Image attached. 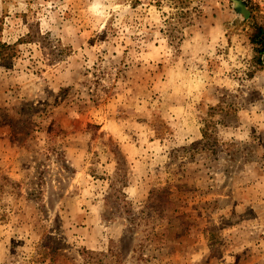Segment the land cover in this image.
<instances>
[{"label": "rangeland", "instance_id": "1", "mask_svg": "<svg viewBox=\"0 0 264 264\" xmlns=\"http://www.w3.org/2000/svg\"><path fill=\"white\" fill-rule=\"evenodd\" d=\"M240 1L247 17L232 0H0L17 44L0 264H264V0Z\"/></svg>", "mask_w": 264, "mask_h": 264}, {"label": "trees", "instance_id": "2", "mask_svg": "<svg viewBox=\"0 0 264 264\" xmlns=\"http://www.w3.org/2000/svg\"><path fill=\"white\" fill-rule=\"evenodd\" d=\"M182 2L184 0H181ZM1 37V28H0ZM251 43L256 46L257 61L264 64V28L256 27L255 33L251 37ZM17 44L10 45L0 41V64L9 69L13 65V59L16 56ZM122 201L125 202L124 199ZM53 257L57 256V251L52 252ZM83 264H120V256L110 249L108 252H95L83 250L80 254Z\"/></svg>", "mask_w": 264, "mask_h": 264}, {"label": "water", "instance_id": "3", "mask_svg": "<svg viewBox=\"0 0 264 264\" xmlns=\"http://www.w3.org/2000/svg\"><path fill=\"white\" fill-rule=\"evenodd\" d=\"M234 2V8L236 11L240 12L244 15V17H247L248 10L246 8V3L240 1V0H232Z\"/></svg>", "mask_w": 264, "mask_h": 264}]
</instances>
